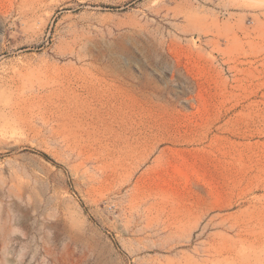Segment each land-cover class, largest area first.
Here are the masks:
<instances>
[{"label": "rangeland", "instance_id": "rangeland-1", "mask_svg": "<svg viewBox=\"0 0 264 264\" xmlns=\"http://www.w3.org/2000/svg\"><path fill=\"white\" fill-rule=\"evenodd\" d=\"M0 264H264V0H0Z\"/></svg>", "mask_w": 264, "mask_h": 264}]
</instances>
